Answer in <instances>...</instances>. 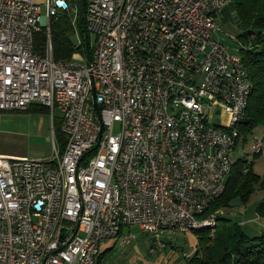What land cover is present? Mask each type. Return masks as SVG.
<instances>
[{"label":"built area","instance_id":"1","mask_svg":"<svg viewBox=\"0 0 264 264\" xmlns=\"http://www.w3.org/2000/svg\"><path fill=\"white\" fill-rule=\"evenodd\" d=\"M86 1L90 56L59 60L51 19L69 0H0V111L59 109L66 137L61 151L53 125L45 158L0 154V264H98L125 226L155 251L218 219L201 214L226 189L253 86L219 34L231 0Z\"/></svg>","mask_w":264,"mask_h":264},{"label":"trees","instance_id":"2","mask_svg":"<svg viewBox=\"0 0 264 264\" xmlns=\"http://www.w3.org/2000/svg\"><path fill=\"white\" fill-rule=\"evenodd\" d=\"M69 2L72 9H77L75 22L72 9L60 11L51 19L54 55L59 60L71 58L77 50L86 53L83 0ZM229 6L236 11L241 26L236 42L240 46V55L253 85L246 116L237 124L241 133L240 138L247 140L255 128L264 122V0H231L224 9ZM224 18L226 17L223 16L222 19ZM88 37L91 50L90 32ZM46 38L45 31L36 34L38 51L44 50ZM78 40L81 43H78ZM27 110L50 112L47 105L38 103L31 104ZM54 126L56 139L63 151L66 137L61 131V126H56V122ZM259 154L253 153L250 161L244 156L233 162L226 189L206 208L201 217L217 212L219 219L222 217L220 210L231 208L234 199L237 198L241 203L247 204L258 189L264 191V172L260 174L253 168V159ZM256 211L259 216L264 217V198L259 201ZM194 232L197 235V246L194 253L187 256L186 264H264V230L250 236L238 222L221 226L216 222L215 226L201 227Z\"/></svg>","mask_w":264,"mask_h":264},{"label":"rangeland","instance_id":"3","mask_svg":"<svg viewBox=\"0 0 264 264\" xmlns=\"http://www.w3.org/2000/svg\"><path fill=\"white\" fill-rule=\"evenodd\" d=\"M44 1L45 0H36L38 3H43ZM71 11L73 12V10ZM42 13L45 14L44 4H42ZM74 14L75 12H73V15ZM223 16L226 18L222 19ZM217 19L221 22L220 28L222 31L219 32L220 37L232 51L240 54V46L236 41L241 26L237 20L236 11L229 6L217 16ZM60 114L59 109H56V126L61 125ZM260 126L261 124L255 128L254 133H259ZM254 133L251 134L247 140H243L242 137L239 138L236 147L230 151V158L233 161L248 154H253L252 145L253 137L255 136ZM18 150H23L28 155L36 157H43L44 155L52 154L53 139L51 112L19 109L6 110L2 113L0 120V151L15 152ZM261 191L262 190L258 189L252 195L247 204L241 203L237 198L234 199L233 206L231 207L232 209L229 207L220 210L219 213L222 217L217 219V224L221 226L222 224L238 222L250 236L261 233L264 228L255 224L251 220H246L244 223L241 222L243 219L258 215L256 207L261 200ZM246 207V212L241 213L240 209ZM122 232L121 239L130 234H135V236L129 238L126 243H121L120 239L113 248L105 251L103 256L105 264H131L135 261L139 263L144 257H149L148 254H153L150 252L151 250L149 248L152 246L151 243L153 242L151 234L143 231L139 225L125 226ZM191 233L195 234L197 239L196 233L194 231H191ZM184 236V233H175V235H173L175 239H173L178 245L171 247L172 249L177 250V254L180 255L182 259H185V250L188 252L193 251V245L190 240Z\"/></svg>","mask_w":264,"mask_h":264},{"label":"crops","instance_id":"4","mask_svg":"<svg viewBox=\"0 0 264 264\" xmlns=\"http://www.w3.org/2000/svg\"><path fill=\"white\" fill-rule=\"evenodd\" d=\"M4 111H0V120L2 117V113ZM55 124V120H52V128L53 125ZM55 128V126H54ZM255 136L261 137L264 141V122L261 123L260 126V131L259 133H254ZM56 137V136H55ZM54 138V134L52 132V139ZM0 154H4V155H10V156H29V157H34V158H45L48 157L50 155H44L43 157L40 156H31L28 155L25 151L23 150H18L15 152H9V151H0ZM247 157H252L253 158V154H248L246 155ZM253 168L255 169V171H257L258 173L262 174L264 172V147L263 150L261 151V153L258 155V159L257 157H255L253 159ZM264 198V191H261V199ZM232 209V208H231ZM247 210L246 208H241L240 211L241 213H245ZM246 220H251L252 222H254L255 224L261 226L262 228L264 227V217L259 216V215H255L253 217H249L247 219H243L241 222H246ZM175 233H179V232H167L165 237V241H166V245L163 248H159L155 251L151 250L150 248V252H152L153 254H148L149 257H144L143 259L140 260V262L138 263L137 261L131 263V264H186V258L188 255H191L194 250L196 249L197 246V239L195 234L191 233V232H181L184 233V235L187 237V239L190 240L191 244L193 245V251H187L185 250V259H182V257L180 255L177 254V250L172 249L171 247H175L178 244H176L174 242V237L173 235H175ZM184 236V237H185ZM174 238V239H173ZM151 239L153 240L152 236ZM118 242V240H109L107 242H105L103 249H102V253H101V257L99 256L98 258V264H105L104 263V253L105 251L111 249L114 247V245ZM153 244V242L151 243V245ZM175 245V246H174Z\"/></svg>","mask_w":264,"mask_h":264},{"label":"water","instance_id":"5","mask_svg":"<svg viewBox=\"0 0 264 264\" xmlns=\"http://www.w3.org/2000/svg\"><path fill=\"white\" fill-rule=\"evenodd\" d=\"M86 0H83V6H84V9H83V16H84V21H85V29H84V34H85V39H86V53H87V56L89 58L90 56V44H89V30H88V27H87V21H86Z\"/></svg>","mask_w":264,"mask_h":264}]
</instances>
